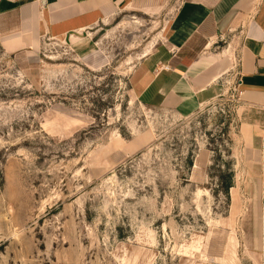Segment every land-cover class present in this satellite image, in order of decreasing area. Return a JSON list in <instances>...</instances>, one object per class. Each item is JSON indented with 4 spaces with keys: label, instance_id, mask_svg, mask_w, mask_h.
Here are the masks:
<instances>
[{
    "label": "rangeland",
    "instance_id": "obj_1",
    "mask_svg": "<svg viewBox=\"0 0 264 264\" xmlns=\"http://www.w3.org/2000/svg\"><path fill=\"white\" fill-rule=\"evenodd\" d=\"M181 1L121 13L100 68L0 37V264H264V108L232 74L189 112L133 88Z\"/></svg>",
    "mask_w": 264,
    "mask_h": 264
},
{
    "label": "crops",
    "instance_id": "obj_2",
    "mask_svg": "<svg viewBox=\"0 0 264 264\" xmlns=\"http://www.w3.org/2000/svg\"><path fill=\"white\" fill-rule=\"evenodd\" d=\"M157 1L3 0L0 37L9 49L26 51L48 40L100 68L108 62L99 46L113 33L108 26L127 11L157 14ZM230 74L243 99L264 108V0L181 1L135 66L133 88L144 106L189 112ZM259 157L264 165V152Z\"/></svg>",
    "mask_w": 264,
    "mask_h": 264
},
{
    "label": "bare ground",
    "instance_id": "obj_3",
    "mask_svg": "<svg viewBox=\"0 0 264 264\" xmlns=\"http://www.w3.org/2000/svg\"><path fill=\"white\" fill-rule=\"evenodd\" d=\"M76 31V30H75ZM154 42H151L150 45L142 52L140 58L144 57L145 55H147L149 53V51L151 50V48L153 47Z\"/></svg>",
    "mask_w": 264,
    "mask_h": 264
}]
</instances>
